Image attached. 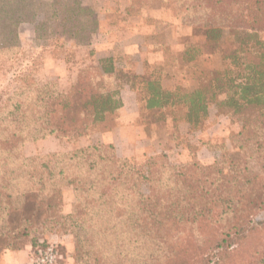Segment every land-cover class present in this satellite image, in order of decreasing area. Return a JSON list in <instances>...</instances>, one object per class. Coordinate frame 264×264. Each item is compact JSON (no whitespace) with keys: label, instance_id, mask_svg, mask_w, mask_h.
Masks as SVG:
<instances>
[{"label":"trees","instance_id":"obj_1","mask_svg":"<svg viewBox=\"0 0 264 264\" xmlns=\"http://www.w3.org/2000/svg\"><path fill=\"white\" fill-rule=\"evenodd\" d=\"M132 1L136 7L167 3L205 37L192 52L217 55L222 67L202 71L194 91L163 90L153 74L116 72L109 59L85 68L65 94L24 75L22 85L0 104V254L24 250L31 239L34 260L51 246L41 236L62 230L75 238V264H233L264 238V223L253 224L264 211V171L251 174L247 161L254 155L264 159V0ZM25 23H37L39 37L61 23L62 31L72 28L70 36L78 38L94 34L90 26L97 27L99 19L79 0H66L65 6L0 0V56L17 55ZM124 84L153 121L172 119L176 131L186 122L191 137L208 122L212 107L232 110L244 123L234 139L244 158L225 157L222 166H171L166 155H158L140 167L107 144L24 155L28 141L76 140L91 129H114ZM65 186L76 194L70 215L63 212ZM30 201L34 209L27 217ZM254 252L241 264H264V243Z\"/></svg>","mask_w":264,"mask_h":264},{"label":"rangeland","instance_id":"obj_2","mask_svg":"<svg viewBox=\"0 0 264 264\" xmlns=\"http://www.w3.org/2000/svg\"><path fill=\"white\" fill-rule=\"evenodd\" d=\"M58 6H65L66 0H50ZM86 7H91L98 17L99 7H105L111 0H79ZM42 17H40L41 21ZM99 19V18H98ZM63 24H51L45 34H36L37 23H25L20 27L21 47L14 57L0 56V104L4 103L8 96L20 87L21 79L24 75L31 76L40 84H48L51 89L60 93H68L77 83L80 73L87 67L93 65L95 58V36L102 30L100 24L97 27L90 26L95 30L94 34L82 33L72 38L74 29H61ZM195 32L200 34V30L195 28ZM71 33V34H70ZM78 35V34H76ZM224 47H227L225 45ZM92 52V55H91ZM153 116L143 112L144 122L151 123ZM244 128V123L239 121L232 110L217 111L215 107L211 109L208 122L202 124L200 131L193 137H182L179 131L171 129L170 142L166 143L169 148L166 155L171 166L185 165L197 162L202 167L221 165L225 157L232 161L244 158V153L235 142ZM49 138H51L49 140ZM90 145H103L101 142V131L91 129L79 139L57 138L50 136L45 139L28 141L24 144L23 153L26 157L46 156L52 153H67ZM145 149V148H144ZM142 152V150H141ZM162 152V151H160ZM153 157V156H151ZM148 154L125 158L133 164L143 167L151 158ZM124 159V158H123ZM249 172L254 175H262L264 171V159L256 155L247 158ZM228 174V168H225ZM76 194L72 186L63 188V212L70 215L73 211V204ZM34 209V202L28 203L26 215L31 216ZM264 223V211L253 217V224L260 226ZM47 243L58 247L63 258L60 264H75V238L71 233H64L57 230L47 233L44 236ZM257 240L258 245L253 250L242 253L240 257L233 261V264H241L249 255L260 250L264 243V238ZM30 240L26 241L27 248ZM13 249L4 250L0 254V264H5L3 257ZM32 264V263H31Z\"/></svg>","mask_w":264,"mask_h":264},{"label":"crops","instance_id":"obj_3","mask_svg":"<svg viewBox=\"0 0 264 264\" xmlns=\"http://www.w3.org/2000/svg\"><path fill=\"white\" fill-rule=\"evenodd\" d=\"M97 13L102 30L93 41L96 63L109 59L116 72L141 77L153 74L163 90L172 91L180 86L194 91L199 86L202 71L222 67L219 56L192 52V46H202L205 37L197 34L194 27L184 24L167 3L157 1L136 7L132 0H111L104 8L99 7ZM121 96L123 106L117 125L111 131L101 132V142L113 145L120 158L145 153L150 157L167 154L166 143L173 135L171 129L176 130L172 119L163 124L144 122L145 107L130 85L122 86ZM178 125L182 137L193 133L186 122ZM31 250V246H27L24 250L9 252L3 261L5 264H31Z\"/></svg>","mask_w":264,"mask_h":264},{"label":"built area","instance_id":"obj_4","mask_svg":"<svg viewBox=\"0 0 264 264\" xmlns=\"http://www.w3.org/2000/svg\"><path fill=\"white\" fill-rule=\"evenodd\" d=\"M62 258L63 256L51 245L39 250L32 264H60Z\"/></svg>","mask_w":264,"mask_h":264}]
</instances>
